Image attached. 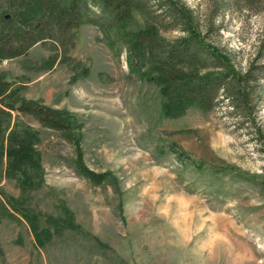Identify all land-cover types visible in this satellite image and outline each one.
<instances>
[{
    "label": "rangeland",
    "instance_id": "obj_1",
    "mask_svg": "<svg viewBox=\"0 0 264 264\" xmlns=\"http://www.w3.org/2000/svg\"><path fill=\"white\" fill-rule=\"evenodd\" d=\"M181 1L210 47L264 77V0ZM75 33L66 54L48 41L0 61V81L15 107L69 110L84 165L107 180L82 176L59 132L0 110V191L18 208L0 219V264H264V156L228 100L166 117L120 45L91 24ZM255 91L264 129V78ZM23 137L34 151L20 164L9 148ZM21 211L38 216L43 245Z\"/></svg>",
    "mask_w": 264,
    "mask_h": 264
},
{
    "label": "trees",
    "instance_id": "obj_2",
    "mask_svg": "<svg viewBox=\"0 0 264 264\" xmlns=\"http://www.w3.org/2000/svg\"><path fill=\"white\" fill-rule=\"evenodd\" d=\"M253 5L260 0H244ZM234 4V3H233ZM143 18L139 24L138 17ZM201 20L181 0H0V61L24 55L37 43L51 42L61 53L73 46L75 30L91 24L120 45L126 55L129 72L160 87L162 110L166 117L177 118L187 109H215L227 99L242 125L257 136L264 156V129L257 122L255 88L262 67L239 70L231 59L206 43ZM178 33L172 37L166 34ZM6 83L0 81V110L17 111L57 131L76 145V164L80 174L93 184L107 180V173H95L82 160L76 117L66 109L22 99L17 107L5 102ZM33 143L23 137L9 153L22 164L33 158ZM3 158V151H0ZM18 208L0 191V219H18ZM37 241L38 216L21 211Z\"/></svg>",
    "mask_w": 264,
    "mask_h": 264
}]
</instances>
